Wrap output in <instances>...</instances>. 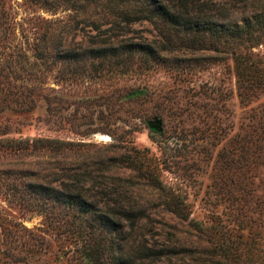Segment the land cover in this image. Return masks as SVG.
<instances>
[{
	"label": "trees",
	"instance_id": "16d2710c",
	"mask_svg": "<svg viewBox=\"0 0 264 264\" xmlns=\"http://www.w3.org/2000/svg\"><path fill=\"white\" fill-rule=\"evenodd\" d=\"M63 1L64 6L76 11H85L90 3H94L97 10L77 18L76 15L29 17L32 23L29 32L36 34L29 42L28 35L22 34L25 37L15 50V56L27 64L19 66L23 71L19 74L12 64L2 65L3 56L0 55V90L8 97L3 98L7 108L14 103L22 112L34 108L37 101L42 102L43 120L81 136L79 140L23 137L16 140L17 148L31 146L53 152L94 149L97 155L73 163L69 167L72 172L63 173L70 181L59 178L58 186L27 182L25 186L34 205L57 204L61 212L72 211L65 213L71 214L74 232L83 235L76 236L82 241L89 264H133L122 252L108 251L107 244L103 242V246L100 240L92 238L93 228L98 224L104 225L109 232L118 233L121 228L108 214L98 211L85 192L88 188L80 185L83 177H91L89 171L111 164L132 167L147 184L164 192L163 204L168 210L194 229L201 230L190 218L183 196L166 188L157 169L167 167V170L185 171L187 167L190 169L187 175H193L202 163L211 160V186L224 191L228 199L237 200L234 207H243L251 213L261 228L256 241L262 243L261 253L259 259L254 258L253 264H264V99L251 105L264 94V59L254 50L257 45L264 44V0H80L79 4ZM236 2L242 12L238 19L230 20L224 14L220 19L226 20H217L213 16L215 11L219 12L218 7L225 9L226 4L234 7ZM84 29L93 32L83 41L73 40L77 33L88 31ZM26 49L35 60H57L65 64L62 70L68 78L150 67L152 61L168 63L162 65L181 73H193L207 69L209 64L204 63L217 59L212 54L196 55L195 52L221 51L232 59L238 101L250 108L234 129L232 110L227 103L231 91L221 78L157 88L113 85L105 92L76 97L51 87L50 91H44L40 85L30 82L35 76L32 69L35 62L27 60ZM4 56L7 58V54ZM172 60L185 61V64H171ZM142 126L149 129L148 136L158 145L160 155H150L146 146L138 148L132 144V131ZM96 131L107 132L113 141L105 144L83 139ZM170 141L173 145H168ZM115 146L127 150L114 155L102 154ZM79 165L85 167L80 169ZM117 179L130 183L129 178ZM115 203L121 208L119 212L129 228L145 217L144 211L135 210L132 203L126 206L119 200ZM224 237L217 235L213 250L216 254L227 252ZM116 246L120 249L121 245L116 243ZM101 249V255L105 256L103 262L98 256ZM139 252L149 261L157 259L162 248L143 243ZM248 257L235 258L233 264H251Z\"/></svg>",
	"mask_w": 264,
	"mask_h": 264
},
{
	"label": "rangeland",
	"instance_id": "374dc122",
	"mask_svg": "<svg viewBox=\"0 0 264 264\" xmlns=\"http://www.w3.org/2000/svg\"><path fill=\"white\" fill-rule=\"evenodd\" d=\"M64 2L63 0H0L2 65L12 64L16 73L23 72L19 66L27 63L15 56V50L18 42L25 37L22 34L28 35V42L32 41L36 34L29 32L28 27L32 24L28 20L29 17L54 18L76 15L77 18L85 17V14L97 10L94 3L84 8L85 11H76L64 6ZM69 2L79 4L80 0H69ZM237 4L239 2H236L234 7L226 4L225 9L218 7L219 12L215 11L213 16L217 20H226L220 19L224 14L229 16L230 20L238 19L242 12ZM133 25L137 26V23ZM84 30L88 31L84 34L77 33L73 36V40L83 41L87 38V34L93 32L89 29ZM254 50L259 51L260 57L264 59V44L257 45ZM4 53L7 54V58ZM195 54H212L217 59L204 63L209 64L207 69L193 73H181L162 65L168 63L152 61L150 67L140 66L124 72L102 71L99 76L82 75L68 78L67 73L62 70L65 64L57 60L56 62H51L49 59L35 60L30 50H25L27 60L35 62L32 68L35 76L31 77L30 82L40 85L44 91H50L51 87L70 97L105 92L113 85L157 88L221 78L231 91L227 103L233 114V128L236 129L250 107L242 106L238 101L232 59L221 51L199 50ZM171 64H185V61L180 63L172 60ZM4 97L7 95L0 90V264H89L82 241L78 237L83 235L74 232L71 214L65 213L72 211L61 212L57 204H50L49 207L44 203L34 205L31 193L27 191L25 185L32 181L58 186L59 178L70 181L63 173L69 174L73 170L69 169L73 163L87 161L97 153L94 149L80 151L63 149L60 152H53L31 146L17 148L16 140L23 137L50 136L79 140L81 136L66 128H57L51 122L43 120L42 102L37 103L39 102L37 101L34 108L20 112L14 107V103L9 105L13 109L7 108ZM263 99L264 94L251 105L254 106ZM148 130L145 126L133 130L130 137L132 144L138 148L146 146L150 155L158 156L159 147L148 136ZM83 139L105 144L113 141L107 132L101 131L93 132ZM172 143L170 141L168 145H173ZM125 148L115 146L102 154H118L126 151ZM171 151L175 152L174 148ZM60 167L64 169L61 170ZM79 167L82 169L85 165ZM86 168L91 169L90 166ZM184 168L185 171L160 167L157 169V174L166 188L183 196L190 218L201 227V230L194 229L192 225L166 208L163 204L164 192L147 184L145 178L137 174L132 167L118 163L89 171L91 177L88 175L83 177L80 183L83 188H88L85 192L94 201L98 211L108 214L121 228L118 233L114 230L109 232L104 225L98 224L93 228L92 233L90 232L92 238L107 244L108 251L113 249L122 252L124 256L132 259L133 264H233L235 258L243 260L244 255L249 256L253 264L254 258L260 256V244L262 245L256 242L261 228L257 226L255 217L243 207L235 208L234 204L237 200L228 199L224 191L211 186L213 179L211 160L202 163L200 168L195 169L193 175H187L190 169ZM117 177L129 178L130 183L119 181ZM115 200H119V203L125 206L132 203L135 210L144 211L145 217L140 218L135 226L129 228L126 220L121 217L119 212L121 208ZM218 234L225 236L224 239L227 241V252L223 255L213 251ZM110 243H113V248L109 247ZM116 243L121 245L120 249ZM143 243L161 247L162 253L157 259L148 261V257H142L139 252ZM101 251L102 249L99 250L98 256L103 262L105 256L103 253V256L101 255Z\"/></svg>",
	"mask_w": 264,
	"mask_h": 264
}]
</instances>
